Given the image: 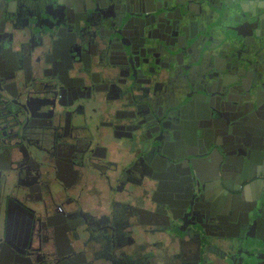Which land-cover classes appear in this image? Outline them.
Wrapping results in <instances>:
<instances>
[{
    "label": "flooded vegetation",
    "instance_id": "flooded-vegetation-1",
    "mask_svg": "<svg viewBox=\"0 0 264 264\" xmlns=\"http://www.w3.org/2000/svg\"><path fill=\"white\" fill-rule=\"evenodd\" d=\"M28 1L0 8L2 241L24 250L35 240L23 264H194L178 260L175 238L198 246V232L227 236L237 227L201 214L203 197L194 203V176L182 163L212 144L220 95L246 80L261 86L264 36L249 40L264 11L251 0L189 1L176 9L198 22L195 36L182 41L166 26L147 45L106 20L122 14L121 2L102 6V19L89 1L73 0L78 12L67 0ZM131 135L140 136L135 150ZM135 225L172 242L138 245ZM4 254L16 258L10 246Z\"/></svg>",
    "mask_w": 264,
    "mask_h": 264
},
{
    "label": "water",
    "instance_id": "water-1",
    "mask_svg": "<svg viewBox=\"0 0 264 264\" xmlns=\"http://www.w3.org/2000/svg\"><path fill=\"white\" fill-rule=\"evenodd\" d=\"M18 1L26 3L28 0H0V8L2 11L4 9L7 10L8 6H16ZM85 1L91 2L89 3L91 7L88 8L90 12L96 14V17H102V19L104 18V15H101L102 6L107 8L117 2H121L123 6L122 14H111L106 20L112 21L113 25L120 27L121 32L124 30L131 37H135L134 41H141L147 45L157 41L156 39L159 38L158 34H162L164 31L163 27L167 26L168 30H174L182 41L185 39L189 40L192 32L194 33L195 30L198 32L200 27L197 21H193L192 17L187 13L184 14L181 7L176 9L177 5L182 6L189 1L196 2L197 0H188L187 2L186 0H84L83 3ZM82 6L81 4L79 5L80 10ZM83 8L84 10L82 11L86 13L85 16L87 17L89 10L86 6ZM172 10H176V14L179 13L180 18H177L179 21L175 22ZM244 18L247 19L246 16ZM236 19L240 21L241 16L238 14ZM261 19L255 24L250 22L251 19L246 21L247 25L253 24L257 27L254 31L255 35L250 37V42H255L256 38L264 36V16ZM109 29L113 30V26H110ZM203 32H205L204 29ZM192 36L195 35L193 34ZM119 40H121V37ZM241 74L245 75L244 72H241ZM252 77L253 74H250L249 78ZM239 80L241 79L236 77L235 81L238 82ZM246 81L245 84L241 82V84L232 87V90L229 89L224 95H220L218 102H220L219 107L222 114H220V120H215L217 125H220L213 127L216 129L215 131L210 130L213 135L212 144L208 145V150L206 152L201 151V153L193 152L189 156L191 158L186 157L187 159L182 163L188 168L190 173H193L192 188L196 190L194 192L196 197L194 203L198 202L199 199L202 200L203 197L204 207L201 214L207 218L210 224L219 227L231 224V226L237 227L239 230H241V221L245 225L243 237L238 242V252L233 256L225 255L219 264H264V244H257L253 238L254 226L256 223H260L261 218L264 217V190L258 193L254 202L243 207L245 212L240 215V220H238L239 216L235 212L236 210L230 211V205L223 204V198H219V196L216 198L210 197L208 186L206 187V184L205 186L203 185V182L210 178H218V184L220 185L221 183V186L226 187L225 182L223 183L222 179H220V173L223 172L224 178L229 175L236 178L241 176L243 172L240 161L251 159L255 149L257 147L260 148V142H264V82L260 86L258 83L252 84ZM212 104L213 101L206 105L212 107ZM178 131L182 132V128L180 127ZM129 137L133 142V144L130 142L129 145H132L133 150H135L136 146L141 142L140 136L134 137L131 135ZM214 141H217V147L213 144ZM209 149L210 153H208ZM164 161L166 162L165 159ZM180 166H178V169ZM166 171L164 170V172ZM201 172H207V176H203ZM216 194H219L218 190ZM193 209L195 208L193 207ZM235 220H237L236 223H234ZM168 221L171 224L169 217ZM196 234L199 237V246H197L199 255L193 258L194 264H213L208 257H202V251L206 249L203 240L207 242L209 241L207 237L211 236H208L205 232L204 234L201 232ZM2 240V232L0 230V264H23L18 260L20 259L23 262L31 260L30 251L35 246L33 238L30 239L29 237L26 240L27 243L23 245L24 250L18 249L10 242ZM9 246L16 258L5 257L4 253ZM27 249H29V252ZM158 264H163V262L161 261Z\"/></svg>",
    "mask_w": 264,
    "mask_h": 264
},
{
    "label": "crops",
    "instance_id": "crops-1",
    "mask_svg": "<svg viewBox=\"0 0 264 264\" xmlns=\"http://www.w3.org/2000/svg\"><path fill=\"white\" fill-rule=\"evenodd\" d=\"M35 2H41L40 4H45L50 2V0H29ZM28 1V2H29ZM72 3L73 0H67ZM252 3H255L256 9L259 11H264V0H251ZM57 4L62 6H67L65 0H52ZM51 2V3H52ZM68 9L72 12L80 11L79 4L73 2L69 5ZM46 13V12H45ZM41 13L40 20L45 21L50 19V15L53 14L52 11L48 12L47 14ZM253 43V42H252ZM246 47V46H244ZM250 50V49H248ZM262 73V72H260ZM261 82H264V73L262 74ZM264 101V100H263ZM213 129V128H211ZM210 129V130H211ZM260 148H256L254 151V155L251 159H247L246 161H240L242 175L236 177H223V172L220 173L222 182L227 185L226 187L221 186L218 184V178H210L207 180L208 186V194L210 197L216 198H225L229 201V209L241 211L245 206L254 202L258 196V193L263 192L264 190V142H260ZM239 157V156H238ZM246 159V158H245ZM233 172V171H231ZM215 173V172H214ZM227 188V189H226ZM219 191V194H216V191ZM239 216V214H238ZM237 217V216H236ZM240 219V216L238 220ZM235 220L234 223H236ZM204 234L203 231H201ZM232 233V232H231ZM243 233L235 229L234 234L229 235H214L210 238L212 239V243H205L206 249L202 251V257L209 258V261L213 264H219L222 261L223 255L225 253L235 255L237 251L238 242L241 240ZM208 238V237H207ZM254 241L257 244H264V217L261 218L260 223H256L254 226V233H253ZM177 241L174 244L173 252L179 254V261L186 262L191 261L193 262V258L198 256L199 252H197V246H192L187 244V241L190 240L189 237H177L175 238ZM199 246V245H198ZM130 245L126 246L123 251L127 252L129 255H133L132 251H130ZM129 248V249H128ZM256 251V250H255ZM224 253V254H223ZM183 258V259H182ZM185 258V259H184ZM186 260V261H185Z\"/></svg>",
    "mask_w": 264,
    "mask_h": 264
},
{
    "label": "rangeland",
    "instance_id": "rangeland-1",
    "mask_svg": "<svg viewBox=\"0 0 264 264\" xmlns=\"http://www.w3.org/2000/svg\"><path fill=\"white\" fill-rule=\"evenodd\" d=\"M106 140L109 142V141H111V139H109V137H107L106 138ZM127 146L129 147V144H127ZM112 158L113 159H115L116 158V156L114 155V154H112ZM138 193L139 192H141V189L139 190V191H137ZM118 198H119V201H124V195H122V194H119L118 196H117ZM94 201L95 202H97L98 201V199L97 198H95L94 199ZM107 208V209H106ZM104 209H106V210H104ZM105 211H109V206H108V204L107 205H105V206H103L100 210H98V212H96V214L95 215H101L102 213H104ZM135 222V221H134ZM140 227L139 226H136L135 225V227H134V229H133V232H134V237L136 238V240H137V243H138V245H143V244H145V243H148V244H153V243H155V242H163V243H165V244H168V243H171L172 241H171V238L169 237V236H166V235H164V234H144L143 233V231H140ZM128 230V229H127ZM126 230V231H127ZM142 232V233H141ZM177 241V240H176ZM175 241V242H176ZM130 248V251H132V253H135L136 252V247H134V246H131V247H129ZM128 248V249H129ZM150 249H152L151 247H149V250ZM164 251H162L161 249H158L157 250V254H162ZM117 254L119 255L120 254V252H117Z\"/></svg>",
    "mask_w": 264,
    "mask_h": 264
}]
</instances>
